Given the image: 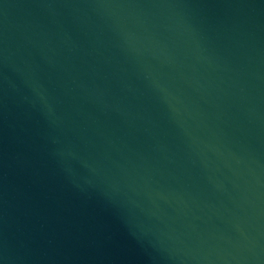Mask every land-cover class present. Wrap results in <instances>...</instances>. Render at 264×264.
I'll return each instance as SVG.
<instances>
[{
    "label": "water",
    "instance_id": "1",
    "mask_svg": "<svg viewBox=\"0 0 264 264\" xmlns=\"http://www.w3.org/2000/svg\"><path fill=\"white\" fill-rule=\"evenodd\" d=\"M0 264H264V0H0Z\"/></svg>",
    "mask_w": 264,
    "mask_h": 264
}]
</instances>
